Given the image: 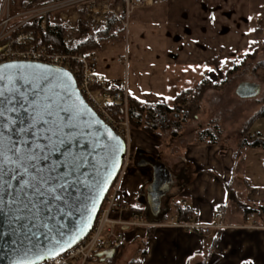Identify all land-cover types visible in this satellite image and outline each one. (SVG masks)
<instances>
[{
	"label": "crops",
	"instance_id": "obj_1",
	"mask_svg": "<svg viewBox=\"0 0 264 264\" xmlns=\"http://www.w3.org/2000/svg\"><path fill=\"white\" fill-rule=\"evenodd\" d=\"M14 1L19 9L24 0ZM58 1L47 0V4ZM110 1L113 9L123 4L122 0L114 6L115 0ZM3 8L0 0V10ZM80 8L76 14L80 20L84 13V22L85 11ZM62 25L69 33L68 26ZM73 27L77 30V26ZM107 29L122 30L113 24ZM107 29L98 35L101 38L97 37L98 49L87 56L94 73L92 79L115 82L127 95L145 104L172 105L178 94L194 90L202 80H216L220 68L234 64L251 43L256 44L259 35L264 34V0H149L131 14L128 29H123L125 39L104 37ZM78 46L79 40L68 47L74 50ZM215 93L218 92L208 91L203 107L208 109L209 98ZM236 96L240 98L237 91ZM255 105L254 114L259 110ZM231 126L225 124L227 128ZM185 133L175 143L186 146L184 161L171 151L165 153L161 142L141 131H133L130 145L136 154L141 151L158 156L157 160L170 171L173 188L162 189L167 194L166 201L170 197L178 203L186 201L196 214L193 222L211 225L215 223L216 206L224 204V228L190 233L175 227H158L150 238L145 227L125 228V248L117 264L133 260L135 264H264V149H252L262 151L252 169L247 154H237V140L233 137L214 146L196 145V133H189L194 136L192 139ZM249 134L264 137L260 133ZM187 136L189 140L185 139ZM128 170L122 181L125 218L132 217L131 208L137 205L140 210L153 213L148 201L152 168H140L137 175L128 174ZM231 197L254 212L244 217ZM230 203L233 209L229 214ZM142 250L146 252L140 254Z\"/></svg>",
	"mask_w": 264,
	"mask_h": 264
},
{
	"label": "snow or ice",
	"instance_id": "obj_2",
	"mask_svg": "<svg viewBox=\"0 0 264 264\" xmlns=\"http://www.w3.org/2000/svg\"><path fill=\"white\" fill-rule=\"evenodd\" d=\"M24 68L0 65V241L24 231L29 239L59 243L53 233L63 236L60 219L79 211L93 153L105 147L114 158L122 149L90 139L80 110L52 93L47 76L33 78ZM107 138L118 140L110 131ZM9 243L17 240L3 246Z\"/></svg>",
	"mask_w": 264,
	"mask_h": 264
},
{
	"label": "built area",
	"instance_id": "obj_3",
	"mask_svg": "<svg viewBox=\"0 0 264 264\" xmlns=\"http://www.w3.org/2000/svg\"><path fill=\"white\" fill-rule=\"evenodd\" d=\"M149 0H123V4L115 9L110 7V0H59L56 3L47 4V0H31L26 9L20 7L17 13L10 12V6L4 5L0 16V65L13 62H26L48 65L70 71L77 80L78 88L90 107L108 124L128 146L126 159L122 172L113 184L106 201L104 202L95 224L88 236L67 252L58 255L41 264H108L98 254L115 249L124 244V229L139 227H175L187 232L209 233L211 230L223 229L224 204L216 206L214 210V224L195 223L196 217L186 201L180 205L188 212V221H179L177 212L174 218L164 224H149L144 219L132 215L125 218L126 206L122 193V181L132 161L130 156V142L132 130L128 121L117 122L109 111L112 103L124 102L127 105V93L115 83H106L96 77L90 68V62L83 54H57L49 52L46 48L33 43V34L20 31L27 22L38 16H44L56 12L61 8L77 5L85 11L87 27L91 32L100 35L111 24V17L120 29H128L131 14L143 7ZM44 5L43 8H38ZM35 13V14H34ZM126 83V82H125ZM97 84L100 88L92 90Z\"/></svg>",
	"mask_w": 264,
	"mask_h": 264
},
{
	"label": "trees",
	"instance_id": "obj_4",
	"mask_svg": "<svg viewBox=\"0 0 264 264\" xmlns=\"http://www.w3.org/2000/svg\"><path fill=\"white\" fill-rule=\"evenodd\" d=\"M119 1L122 0H115L114 6ZM28 4L29 2L24 0L22 2V9H26ZM83 19L84 13H81L80 20L77 24L79 46L74 50L69 48L66 44L68 30L62 24L53 21L51 13L44 16H38L25 23L20 28V31L32 33L33 43L37 46L46 48L49 52L66 55L83 54L88 58L87 56L90 51L98 49V35L90 31L87 25L83 22ZM107 33L112 40L125 39V30L123 29L114 31L112 29H107ZM259 53H264V47L258 49L256 43L250 52L243 54L239 64H232L225 73L224 80L220 84L204 79L194 90H187L178 94L172 105L167 103L145 104L136 98L127 95V106L124 102L112 103L109 107V111L113 114L117 122H125L127 120L131 130L141 131L151 139L161 142L163 145L167 144V147H173L175 146V143L178 142L180 134L185 126L191 122L196 123L199 121L200 116L203 113V101L208 94V91L224 90L225 87L230 84L231 77L238 74V71H241L245 67L254 63ZM260 67L264 68V60L257 61L254 64V72ZM99 88L100 87L97 84L92 86V90H97ZM259 105L258 112L249 117L242 125L238 139L236 138V135L232 136L237 140V154L247 148L264 149V137L261 138L258 135L249 134L251 124L255 120L264 117V97ZM222 135L223 131L218 125V121L216 119H210L208 126L196 133L194 143L196 145H218L221 141ZM170 151L172 152L171 149ZM138 153L145 154L141 151ZM155 159H159V157L157 156ZM166 199L167 194L162 197V207L158 214H154L150 211H142L140 210L139 205H137L136 207L131 208V215H136L137 217L146 220L149 224L155 225L166 223L175 212H178L180 214L179 221L187 222L188 212L183 209L180 203H178L175 198L167 201ZM230 200L234 201L233 203L242 211L244 217H248L254 212V210L248 208L245 204L236 201L233 197H231ZM145 229L147 231V236L150 238L158 227L149 226ZM124 248L125 244L115 247L116 255L112 259L107 260L108 263L117 264ZM145 252V250H142L140 254H144ZM135 263L136 261L133 260L128 264Z\"/></svg>",
	"mask_w": 264,
	"mask_h": 264
},
{
	"label": "water",
	"instance_id": "obj_5",
	"mask_svg": "<svg viewBox=\"0 0 264 264\" xmlns=\"http://www.w3.org/2000/svg\"><path fill=\"white\" fill-rule=\"evenodd\" d=\"M9 64L24 65L23 71L33 78L47 76L49 78L48 87L52 93L57 95L62 103L74 105L80 110L82 124L91 125L90 128H85L86 132L91 131L93 134L90 139L93 141L98 139L101 145L119 144L122 149L114 158L109 149L105 147H99L93 153L95 168L90 167L89 169L92 173L87 182L89 187L80 189L79 211L73 209L71 217L60 219L59 222L65 225L62 230L63 236L53 233L59 243L46 241L43 237L29 239L24 231L17 236L5 237L0 241V264H41L67 252L88 236L107 195L122 172L128 146L90 107L78 88L76 78L70 71L37 63L13 62L6 65ZM258 93L259 88L256 85L247 83L241 84L237 90V95L241 98L254 97ZM109 131L118 140H109L107 138ZM135 163L140 168L151 167L153 170V182L150 186L148 201L153 213L158 214L162 197L165 195L162 189L172 183L171 173L159 160L142 153L136 155ZM97 181H99V186L96 184ZM10 239L17 240V244L9 243L7 247H4L3 245ZM115 255V249L98 254L102 260L112 259Z\"/></svg>",
	"mask_w": 264,
	"mask_h": 264
},
{
	"label": "rangeland",
	"instance_id": "obj_6",
	"mask_svg": "<svg viewBox=\"0 0 264 264\" xmlns=\"http://www.w3.org/2000/svg\"><path fill=\"white\" fill-rule=\"evenodd\" d=\"M2 4L3 5H8L10 6V12L12 13H17L18 9L17 6H15V1L14 0H2ZM3 7V6H2ZM20 7V6H19ZM80 7L82 8V6L80 5ZM2 10H0V16L2 14ZM77 5H72L66 8H62L56 12L52 13L53 16V21L59 23V24H66L68 26L69 33L67 36V44L68 46H70V44L72 45L74 42H77L79 40V34L77 33V30L75 29H71L73 26L76 27L77 26V22L79 20V16H77ZM35 14V13H34ZM62 17L66 18V21L62 20ZM85 24H88V22L86 20H84ZM111 24L113 25H120L117 24L114 21V18L111 17ZM73 27V28H74ZM120 28V26H119ZM99 38H101L100 36H98ZM104 37L109 38V34H104ZM98 38V39H99ZM257 48L261 49L262 47H264V34L259 35L258 39H257ZM254 42L251 43L249 50L247 52H250V50H252ZM264 60V53H259L256 61H254V63H252L250 66L245 67L244 69H242L241 71H238V74L233 75L231 77L230 80V84L225 87L224 90L222 91H216L218 93H215L214 95H211L208 101V109H206L205 107H203V113L200 116V119L198 122H191L189 124H187L185 126V128L182 130V132H186L185 134H187L189 136V133L193 134V132L197 133L199 130L204 129L208 126V119H216L218 121V125L220 126V128L223 131V135L221 137V140L225 141V140H229L232 139L233 135H236L237 139L239 137V131L240 129H237L238 126L241 125L242 122H244L245 120H247L250 115L252 114V116L254 115L253 110L255 109L256 105L262 101L263 97H264V68L260 67L256 72H254L253 67L254 64L257 61H261ZM241 61V59L237 60L234 64H239ZM232 66V64L226 65L224 68H220V77L216 80H214L213 82L220 84L225 77V73L227 72V70ZM203 81V80H202ZM244 83H252L254 85H256L259 88V93L250 99L247 98H239L236 96V91L239 85L244 84ZM199 85V84H198ZM197 88V86H196ZM247 99V100H245ZM126 105V104H125ZM204 105V104H203ZM127 106V105H126ZM260 106V105H259ZM213 107H216L215 110L213 112H209L207 113V110H212ZM220 116L223 118V120L226 122L225 124H231L232 126L230 128L225 127L224 122H222V119L220 118ZM225 116V118H224ZM249 132L251 134L254 133H260L261 135H264V117L263 118H259L257 120H255L249 129ZM132 134H133V130H132ZM185 137L186 140H189V138ZM196 136V135H195ZM191 137V136H189ZM192 137H194L192 135ZM191 137V139H192ZM133 140V139H131ZM131 144V142H130ZM164 148H166L164 151L166 153L170 152V149L172 150V154H174V156L178 155V158L181 159L182 161L183 158L185 157V153H186V146H184L183 144H175V146L173 147H167V144H164ZM243 154H247L246 157L248 158V162L250 163L251 168H254V164H257V161L259 159L258 155L262 153V151L260 150H252L250 148L248 149H244L243 150ZM261 152V153H260ZM256 154L255 157L254 154ZM130 156H132V158H134L136 156V152L134 150V147L132 148V146L130 145ZM259 163V162H258ZM140 168L137 166V164L135 163L134 160L131 161V165L130 168L128 170V174L133 175V174H138L137 170H139ZM184 181V180H183ZM173 188V183L166 185V189H172ZM173 197H170L168 200L172 199ZM233 204H229V211L228 213L230 214L232 212V207ZM145 242V241H144ZM143 248L144 245L142 244Z\"/></svg>",
	"mask_w": 264,
	"mask_h": 264
},
{
	"label": "flooded vegetation",
	"instance_id": "obj_7",
	"mask_svg": "<svg viewBox=\"0 0 264 264\" xmlns=\"http://www.w3.org/2000/svg\"><path fill=\"white\" fill-rule=\"evenodd\" d=\"M139 154V153H138ZM137 155V154H136ZM147 156H151V157H153L154 158V156H152V155H149V154H146ZM136 157V156H135ZM135 157L134 158H132V160H134L135 161Z\"/></svg>",
	"mask_w": 264,
	"mask_h": 264
}]
</instances>
